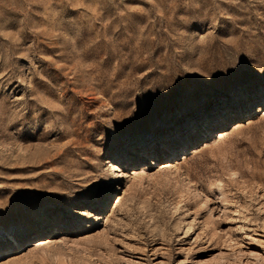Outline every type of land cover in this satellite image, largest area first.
Instances as JSON below:
<instances>
[{
    "label": "rangeland",
    "instance_id": "rangeland-1",
    "mask_svg": "<svg viewBox=\"0 0 264 264\" xmlns=\"http://www.w3.org/2000/svg\"><path fill=\"white\" fill-rule=\"evenodd\" d=\"M0 264H264V0H0Z\"/></svg>",
    "mask_w": 264,
    "mask_h": 264
},
{
    "label": "bare ground",
    "instance_id": "bare-ground-1",
    "mask_svg": "<svg viewBox=\"0 0 264 264\" xmlns=\"http://www.w3.org/2000/svg\"><path fill=\"white\" fill-rule=\"evenodd\" d=\"M251 105H253V104H251ZM196 117L197 118H199V115H196ZM196 118V119H197ZM193 121H191L190 123H192ZM192 124H194V122L192 123ZM174 150H175V148L174 149H172V150H170V151H167L166 153H163V154H169V156H173L174 155ZM122 159H123V157L122 156H120V155H118V157L115 159L116 160V162H118V163H116V164H114L112 167L114 168V173H122L123 172V170L121 169V167H122V165H123V161H122ZM144 162H145V164H149V161L146 159V160H144ZM135 164H137V163H135ZM150 165H153V166H157L158 164L156 163V160H154V161H152V162H150ZM14 244H15V246H19V244H20V241H14ZM39 245H41V243L40 242H37L36 244H35V247H38Z\"/></svg>",
    "mask_w": 264,
    "mask_h": 264
},
{
    "label": "snow or ice",
    "instance_id": "snow-or-ice-1",
    "mask_svg": "<svg viewBox=\"0 0 264 264\" xmlns=\"http://www.w3.org/2000/svg\"><path fill=\"white\" fill-rule=\"evenodd\" d=\"M248 239H251V237H249ZM252 255H256V253H252Z\"/></svg>",
    "mask_w": 264,
    "mask_h": 264
}]
</instances>
